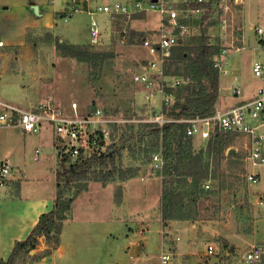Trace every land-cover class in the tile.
<instances>
[{"label":"rangeland","instance_id":"rangeland-1","mask_svg":"<svg viewBox=\"0 0 264 264\" xmlns=\"http://www.w3.org/2000/svg\"><path fill=\"white\" fill-rule=\"evenodd\" d=\"M48 1L51 3L53 0ZM102 1L100 0L99 3ZM122 1L108 0L107 3L115 4ZM218 1L216 0V4L212 5V14H206L204 18H201L202 15H197L193 19L192 24L197 26V30L187 38L184 45L193 48L197 47L201 41H207L220 46V51L229 46L233 40L242 45L243 25L240 9L234 0H222L221 4ZM224 4L229 5V11H224ZM182 5L186 6V4ZM97 6L98 4L92 10L96 11ZM75 9L72 8L70 14L81 13L78 15V17L80 16L78 21L86 22L84 37L89 39L91 35V33L88 34L90 16L86 12H76ZM70 14H67L68 20L71 18ZM147 14L149 21L146 26L159 29L160 15L156 12H148ZM61 15L62 17L67 16L66 14ZM95 17L103 34L108 28L111 17L103 14H97ZM206 18H209V21L204 25ZM128 20V18L121 16L114 17L111 35L100 37L95 44L92 43V39L91 42L85 43L93 51H105L114 54V58L97 65H90L61 54L54 47L58 38H54V35L48 30H41L37 33L30 32L28 40L31 45L37 48L15 49L6 57V64L1 65L0 86L3 98L24 107L52 101L68 115L75 114L72 105L76 103L80 117L89 115L98 109L103 112L104 118L108 120L106 128L110 132V136L103 144L104 151L102 153L119 151L122 148V156L121 158L116 157L114 162L106 160L104 163L102 158L94 161L89 169L88 178L90 180L87 178L83 181L84 183L88 182V188L80 192L78 196L87 192L91 184H98L103 187L110 185V188L114 190L113 202L117 204L116 191L123 189L124 192L126 184L132 179H136V181L131 188H136L137 192L151 190L153 193L147 197L146 211L142 209L141 198L134 199L133 205L136 211H133V216L128 218L129 222L119 234L121 236L117 235V240L122 248L123 259L129 258L131 244L134 248L130 254L131 261H135L136 257L148 255L149 252L144 251L151 249V247L149 244L148 247L142 239V237H146L145 240L157 248V251L153 249L154 253H150V255L153 258L156 254L160 256V248L163 247L165 251H170L174 255L171 264H264V203H262L264 180L257 185H250L243 176L245 170L243 157L245 156L246 145V139L243 136L236 135L226 149L225 157L220 164L215 162L212 164L211 168L216 167V165L220 168L217 179L208 180L203 186L206 188L208 184L209 188L206 189L218 190L219 188L221 190L218 195L212 194L208 198L201 199L196 209H193L190 215L191 219L163 221L161 218L164 226L161 228L158 224L149 225L146 222L150 219L153 220L154 217H162L163 179L151 174L149 161L151 155L156 152L147 154L145 144L139 143L138 125L157 124L163 126L154 121L157 115L164 113L159 91L161 77L155 70L150 71L148 67L150 58L146 48L142 46V40L149 33L136 32L132 29V22ZM257 23L258 18L256 16L250 18L247 23V30L251 40L247 42L246 50L239 54L235 53L230 59L232 61L233 57L237 56L236 64L240 68L239 75L241 78L239 81L245 95L253 93L259 87H264V77L258 78L252 72V65L255 61H264V39H261L255 31ZM152 32L153 30L150 31V33ZM256 43L260 48L252 47ZM170 61H167L163 66V73L171 84L174 80L184 79V77L181 75L183 63L177 62L174 65L175 62ZM176 67H179V70ZM141 73H146V76L151 80L154 79L151 88L135 80V77ZM223 79L221 77L220 85ZM172 90L174 101L177 88ZM163 115L168 118L165 114ZM129 125H132L134 129H130ZM3 138L6 141L8 156H10L11 150L14 153L23 151L25 158L27 156V161L32 162L28 170L31 179L35 178L36 175L44 174V169L37 168L43 161H37L35 150L39 148L42 151L41 158L44 159V165L52 161L55 152L48 146L54 139L52 130H45L42 134L5 131ZM193 138L196 151L206 148L210 139L201 136ZM149 140L147 139V141ZM57 156L56 171L58 172L69 165L66 163L63 167L60 166L61 158L59 155ZM33 158L34 161L31 160ZM120 170L128 173L125 175L127 180L122 181V178H119ZM134 172L136 174L129 177ZM108 174L111 176L106 185L93 181L98 176L101 178ZM31 179L26 180L24 187L26 190H30L29 187L37 184ZM17 184L18 181L15 182L14 179L12 188L9 187L7 190L17 188ZM119 185L122 188H119ZM77 190L78 187L75 184L72 192L75 193ZM121 198V203H124V194ZM96 200L99 201V197ZM129 202L127 206H129ZM102 203L104 202L102 201ZM143 221L144 226L139 224ZM174 221L180 223L173 225ZM182 243L185 244L182 245ZM210 245L216 248L217 255L209 256L206 254ZM252 249H259L262 257L257 262L247 263L244 260V255ZM153 260L155 261V259ZM123 264H126L125 261Z\"/></svg>","mask_w":264,"mask_h":264},{"label":"crops","instance_id":"crops-1","mask_svg":"<svg viewBox=\"0 0 264 264\" xmlns=\"http://www.w3.org/2000/svg\"><path fill=\"white\" fill-rule=\"evenodd\" d=\"M103 1V4H108V0ZM178 1L183 3L185 0ZM99 2L100 0L93 2L92 0H86L77 3L73 2V0H53L51 3L48 0H0V41L4 44L3 47H0V64H6V57L15 49L35 48L27 39L30 32L37 33L41 30H48L54 35V38L71 44L91 42V35L89 39L84 37L86 22L78 21L80 18L78 15L81 13L77 15H71L70 13L72 8H76L78 10L75 9L76 12H86L88 14V11L92 10L96 4H102ZM34 6L38 7V14L35 13ZM237 7L240 9L243 25L242 45L246 48L247 42L251 40L247 30V23L250 21V18L256 16L258 23L255 27H264V23H261L264 22V0H244V3L237 5ZM61 14H70L71 18L68 20V15H63L64 17H62ZM73 16L75 17L73 18ZM74 21L75 23H73ZM128 21L132 22V29L136 32L149 33L147 37H150L156 31V29L146 26L149 21L147 13H139ZM112 25L113 18L109 19L108 28L103 34L100 28L102 38L111 35ZM152 30L153 32L150 33ZM88 34H90V30ZM233 42L241 45L233 40L229 46ZM252 47L260 48L257 43ZM147 54L150 58L148 51ZM236 59L237 56H234L231 61L233 74L229 78H224L221 82L220 96L215 111L226 110L240 105L256 96L258 89H255L251 94L247 93L245 95L243 91L240 96L233 94L231 90L232 82L235 77L240 78V68L236 64ZM5 131L14 132L20 130L7 129ZM3 134L2 153L12 162L13 180L15 179V182L18 181V186L15 189L7 190L8 188L0 187V260H7L12 253L15 243L26 239L38 223L41 215L54 209L57 191L56 169L58 151L54 137L53 142L48 144L49 148L55 152L52 161L44 165V159L41 158L42 151H40L37 161H43V163L40 164L41 166L38 165L37 168L44 169L45 171L43 170V175L39 174L31 179L28 170L32 162L29 163L27 161V156L25 158L23 151L14 153L11 150L10 156H8ZM31 160L34 161V158ZM29 179L34 180V183L37 182V184L29 187L31 188L30 190H26L24 188L25 183ZM135 181L136 179H132L126 184L123 192L124 203L122 202L121 204H114V190L110 188V185L103 187L98 184H91L87 192L79 195L74 200L71 217L62 223L60 243L58 245H48L45 237H40L37 248L31 254H43L48 249L51 252L45 254L40 261L28 264H123V261L126 264H160L158 254L154 258L150 255V253H154L153 249L157 251V248L151 246L145 240L146 237H142V239L146 242L147 246L148 244L150 245L151 249H147L144 252H149V254L143 257H136L135 261H131L130 258V254L134 251L133 245L131 244L129 247L131 248L129 250V258L123 259L122 248L117 240V235L121 236L119 235L120 232H122V229L129 222L128 218L133 216V211H136L133 205L134 199L137 197L141 198L140 201L142 200L143 203L142 209L146 211L147 197L153 194L151 190L137 192L136 188H131ZM97 197H99V201L96 200ZM128 202L130 203L129 206H127ZM158 218L154 217L153 220L150 219L146 222L149 225L158 224L161 228L163 226L162 217L159 216ZM179 223V221H174L173 225H178ZM139 224L144 226V221ZM184 244L182 243V245Z\"/></svg>","mask_w":264,"mask_h":264},{"label":"built area","instance_id":"built-area-1","mask_svg":"<svg viewBox=\"0 0 264 264\" xmlns=\"http://www.w3.org/2000/svg\"><path fill=\"white\" fill-rule=\"evenodd\" d=\"M82 1L86 0H73L75 3ZM215 1L185 0L186 3H180L178 0H126L115 4L98 5L96 11H88L92 43H97L101 37L100 27L95 17L97 14L107 15L111 18L121 16L130 19L139 13H158L160 15L159 29L150 37L143 39L142 46L151 56L148 65L150 71L155 70L161 77L159 91L163 106H169L173 101L171 90L188 83L190 79L181 78L171 81L170 84L164 76L163 66L170 60L173 49L185 46L184 43L187 38L197 30V26L192 24L193 19L197 15H202L201 18H204L206 14H212V5L216 4ZM218 2L220 3L222 0ZM234 2L236 5H240L244 3V0H234ZM182 4H186V6ZM223 9L229 11L230 7L228 4H224ZM208 21L209 18H206L204 25ZM255 31L261 39H264V27H256ZM3 46V42L0 41V47ZM244 50H246L244 45H238L234 42L221 49L215 57L213 65L219 72L220 79L233 74L231 56ZM252 72L256 77L263 78L264 63L255 61ZM1 75L0 64V80ZM135 80L145 84L148 88L152 87L154 81V79L151 80L146 76V73L137 75ZM231 90L235 96L242 95L239 78H234ZM72 110L75 114L68 115L52 101L36 106H20L5 100L0 86V187L9 188L13 182L12 163L2 153V134L7 129H19L24 134H42L45 130L50 129L54 133L58 154L62 157L68 155L73 160L80 156L89 158L94 154H102L104 151L103 144L110 136V132L106 128L108 120L104 118L103 112L98 109L89 115L80 117L76 103L72 105ZM163 114L157 115L154 121L162 125L175 121L164 117ZM176 121L188 123L187 135L192 137L210 138L215 131L245 137V156L243 157L245 170L243 176L250 185H257L264 180V87L258 88L253 99L240 105L226 110H216L210 116H197ZM35 154L38 160L40 150H35ZM150 165L151 174L163 179L165 160L161 152L151 155ZM206 188H209L208 184ZM262 203H264V198ZM206 254L209 256L217 255V250L210 245ZM261 256L259 249H252L245 253L244 260L247 263H254L259 261ZM173 257L172 252L165 251L163 247L160 248V264H171Z\"/></svg>","mask_w":264,"mask_h":264},{"label":"trees","instance_id":"trees-1","mask_svg":"<svg viewBox=\"0 0 264 264\" xmlns=\"http://www.w3.org/2000/svg\"><path fill=\"white\" fill-rule=\"evenodd\" d=\"M55 47L64 56L90 65L103 64L114 58L113 53L93 51L87 44H71L57 39ZM219 53L220 46L207 41H201L197 47L193 48L191 46L174 48L170 60L175 62L174 65L177 62L183 63L181 75L184 79H190L188 83L177 88L173 103L163 106L164 114L175 121L167 122L163 126L138 125L139 143L145 144L147 154L161 152L165 160L161 207L163 221L191 219L190 215L201 199L208 198L212 194L218 195L221 190L219 188L218 190L206 189L203 185L208 180L217 179V173L220 171L218 165L225 157V151L236 134L215 131L208 140L207 147L196 151L194 138L187 135L189 124L176 121L214 114L220 96V75L213 65ZM176 69L179 70V67ZM129 127L134 129L132 125ZM147 139L150 140L147 141ZM122 152L121 148L119 151L105 152L101 155L94 154L89 158L80 156L75 160L68 155L62 157L58 154L61 158L60 166L63 167L66 163L69 166L57 172L58 183L54 209L41 215L29 236L17 241L10 257L7 260H0V264L35 263L40 261L45 254L50 253L51 250L48 249L43 254H31L37 248L39 238L42 236L45 237L48 245L60 243L62 223L72 215L74 198L80 192L87 190L88 182L83 181L88 178L92 163L99 158H102L104 163L106 160L114 162L116 157L121 158ZM214 162L218 165L211 168ZM239 163L241 164V161ZM120 172L119 178H122V181L127 180L125 175L128 173L123 170ZM135 172L129 177L137 173ZM110 176V174L101 178L98 176L93 181L106 185L110 181ZM75 184L78 190L74 193L72 191ZM119 188L122 186L119 185ZM122 192L123 189H118L115 193L117 204L121 203Z\"/></svg>","mask_w":264,"mask_h":264},{"label":"water","instance_id":"water-1","mask_svg":"<svg viewBox=\"0 0 264 264\" xmlns=\"http://www.w3.org/2000/svg\"><path fill=\"white\" fill-rule=\"evenodd\" d=\"M34 11L36 14H38V7L37 6H34Z\"/></svg>","mask_w":264,"mask_h":264}]
</instances>
